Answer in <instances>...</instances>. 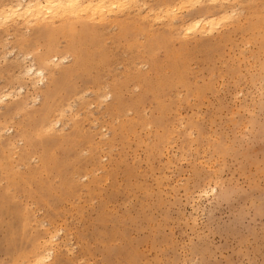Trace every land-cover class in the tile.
<instances>
[{"label":"rangeland","instance_id":"1","mask_svg":"<svg viewBox=\"0 0 264 264\" xmlns=\"http://www.w3.org/2000/svg\"><path fill=\"white\" fill-rule=\"evenodd\" d=\"M136 1L0 30V264H264V0Z\"/></svg>","mask_w":264,"mask_h":264},{"label":"bare ground","instance_id":"2","mask_svg":"<svg viewBox=\"0 0 264 264\" xmlns=\"http://www.w3.org/2000/svg\"><path fill=\"white\" fill-rule=\"evenodd\" d=\"M15 1V0H14ZM123 1V2H122ZM125 1H127V0H125ZM129 1H131V0H129ZM181 1V0H180ZM180 1H179V3H180ZM183 1V0H182ZM185 1V0H184ZM183 1V2H184ZM188 1H190V0H188ZM188 1H186V3L188 2ZM194 1H196V0H194ZM200 1H202V0H200ZM199 1V2H200ZM209 1H211V3H210V5L211 6H213V7H215V6H217L218 5V3H219V1L218 0H209ZM223 1H226V2H228L229 0H223ZM233 2L235 1V0H232ZM136 2H140V1H136ZM193 2V1H192ZM196 2H198V1H196ZM221 2V1H220ZM231 2V1H230ZM236 2H237V0H236ZM124 3V4H126L127 2H124V0H16L15 2H13V3H11V4H7V6L5 7V8H3V9H0V30L1 29H3V28H5V25L7 24V23H9V22H11V21H24V23H25V21H26V23H27V21L29 22L30 20H39V19H46L47 17L48 18H50V17H53V19H54V16H56V19H58V17L59 18H61V16H64V17H62V18H65V16L67 17V16H76V18L78 17L79 18V16H86V18H89V19H97V20H100V21H102V20H104L103 18H104V15L107 13V11H106V13H105V9H107V7L109 8V7H111V6H117L118 8V10H119V8H122V4ZM141 3V2H140ZM185 3V2H184ZM194 3V2H193ZM193 3H192V5H193ZM201 3V2H200ZM127 4H129V3H127ZM135 4V3H134ZM134 4H133V6H134ZM142 4V3H141ZM182 4V3H181ZM195 4V3H194ZM118 5H120V7L118 6ZM140 5V4H139ZM176 5V4H175ZM175 5H173V6H175ZM179 5V4H178ZM132 6V7H133ZM141 6V5H140ZM147 6V5H146ZM166 6V5H165ZM172 6V7H173ZM180 6V5H179ZM179 6H178V9H180L179 8ZM189 6V5H188ZM194 6V5H193ZM222 6V5H221ZM139 7V6H138ZM144 7L145 6H143L142 8L144 9ZM171 7V6H170ZM114 8H116V7H114ZM113 8V9H114ZM130 8V7H129ZM140 8V7H139ZM142 8H140V10L142 9ZM165 8V7H164ZM168 8H169V6H168ZM165 9V10H161V11H158V12H163L164 13V15L163 16H166V17H168V19L170 18L171 19V17L170 16H172L171 14L173 13V18H174V12H175V10L172 8H169V9ZM175 9L177 8V7H174ZM232 8V7H231ZM142 9V10H143ZM152 9V8H151ZM109 10V9H108ZM118 10H116V12L118 11ZM122 10H123V8H122ZM122 10L120 9V11H121V13H122ZM124 10H125V8H124ZM139 10V9H138ZM146 10V9H145ZM154 10V9H153ZM157 10V9H156ZM160 10V9H159ZM235 10V9H234ZM110 11H111V8H110ZM115 11V10H114ZM176 11H178V10H176ZM112 12V11H111ZM119 12V11H118ZM138 12V11H137ZM158 12H157V15H158ZM235 12V11H234ZM108 13H109V11H108ZM113 13H115V12H113ZM120 13V12H119ZM120 13V14H121ZM147 13V12H146ZM146 13H144L143 14V16H144V18H147V16L145 17V14ZM154 13V12H153ZM178 13V12H177ZM230 13H231V11H230ZM229 13V14H230ZM233 13V12H232ZM236 13V12H235ZM235 13L233 14V16L235 15ZM118 14V13H117ZM159 14H161V13H159ZM180 14V13H179ZM223 15H225V14H227L226 13V11L225 12H223L222 13ZM228 14V15H229ZM58 15H61V16H58ZM115 15V14H114ZM141 15V14H140ZM147 15V14H146ZM151 15V14H150ZM156 15V14H155ZM110 16V15H109ZM151 16H153V18H154V15H151ZM159 16V15H158ZM220 17H223V16H221V15H219ZM226 16V15H225ZM224 16V17H225ZM105 17H106V15H105ZM141 17H142V15H141ZM230 17H232V15L230 16ZM143 18V19H144ZM152 18V17H151ZM216 18L217 17H215V16H210V17H205V18H203V17H200V18H197V19H194L193 21H192V25L194 26V28L195 27H197V28H201L202 29V31L205 29H210V28H212L213 27V25H214V23H215V21H216ZM50 19H52V18H50ZM52 19V20H53ZM141 19V18H140ZM158 19L159 18H156V20H157V22H158ZM231 19V18H230ZM49 20V19H48ZM79 20V19H78ZM83 20V18L80 20V21H82ZM85 20V19H84ZM90 20V21H91ZM96 20V21H97ZM122 20V19H121ZM153 20H155V19H153ZM160 20V19H159ZM174 20V19H173ZM32 21H30V22H32ZM36 21V22H37ZM75 21L76 20H74V23H75ZM80 21H77V22H80ZM86 21V20H85ZM89 21V20H88ZM108 21V20H107ZM126 21V20H125ZM124 21V22H125ZM170 21V20H169ZM171 21H172V19H171ZM228 21V20H227ZM34 22V21H33ZM32 22V23H33ZM35 22V23H36ZM65 22H67V21H65ZM87 22V21H86ZM160 22H161V20H160ZM191 21H189L188 23H189V25L191 24L190 23ZM13 23V22H12ZM23 23V22H22ZM23 23V24H24ZM69 23H70V21H69ZM96 23V22H95ZM101 23V22H100ZM99 23V24H100ZM106 24H107V22H105ZM122 23H123V20H122ZM148 23V22H147ZM178 23V22H177ZM63 24V23H62ZM67 24H68V22H67ZM66 23L64 24L65 26L67 25ZM71 24V23H70ZM69 24V25H70ZM84 24V23H83ZM93 24V22L91 23V25ZM103 24H104V22H103ZM126 24V23H125ZM173 24V23H172ZM63 25V26H64ZM73 25V24H72ZM82 25V24H81ZM95 25V24H94ZM128 25H129V23H128ZM149 25V24H148ZM184 25V24H183ZM182 25V26H183ZM188 25V24H187ZM64 26V27H65ZM68 26V25H67ZM71 26V25H70ZM76 26V25H75ZM84 26V25H83ZM93 26V25H92ZM99 26V25H98ZM107 26V25H106ZM127 26V25H126ZM62 27V26H61ZM73 27V26H72ZM91 27V26H90ZM112 27V26H111ZM110 27V28H111ZM153 27V26H152ZM185 27H187V26H185ZM68 28H69V26H68ZM67 28V29H68ZM75 28V27H74ZM89 28V27H88ZM127 28V27H126ZM144 28V27H143ZM55 29H56V27H55ZM66 29V30H67ZM70 29H72V28H70ZM85 29H86V27H85ZM92 29H94V28H92ZM91 29V30H92ZM96 29H97V27H96ZM121 29V28H120ZM182 29H183V27H182ZM189 28H187L186 30H184L185 31V33H186V31L188 30ZM61 30V29H60ZM59 29H57V31H60ZM99 30V29H98ZM72 31V30H71ZM81 31V30H80ZM88 31H90V29H88ZM100 31V30H99ZM68 32V31H67ZM179 32H181V31H179ZM196 32V31H195ZM81 33V32H80ZM198 33V32H197ZM203 33V32H202ZM193 34H194V32H193ZM178 35V34H177ZM185 35V34H184ZM71 36V35H70ZM189 36V35H188ZM9 37V36H8ZM75 37V36H74ZM94 37V36H93ZM184 37V36H183ZM187 37V36H186ZM4 40V39H3ZM72 40H74V38L72 39ZM79 40V39H78ZM81 40V39H80ZM5 41V40H4ZM7 41V40H6ZM77 42V41H76ZM81 42V41H80ZM79 43V42H78ZM53 44H55V43H53ZM71 46V45H70ZM74 47H76V45L74 46ZM48 48V47H47ZM73 48V47H72ZM50 49V48H49ZM76 49V48H75ZM52 50H54V49H52ZM49 50H47V53H49L48 52ZM51 51V50H50ZM75 51V50H74ZM74 51H72V53L74 52ZM8 53V52H7ZM43 55V54H42ZM19 56V55H18ZM18 56H16V57H18ZM5 57V56H4ZM56 57V56H55ZM24 58H25V56H24ZM27 59V58H26ZM46 59V58H45ZM54 59V58H53ZM58 59H60V57L58 58ZM14 60H15V58H14ZM25 60V59H24ZM33 60V59H32ZM55 61H58L57 59H54ZM62 59H60V61H61ZM24 62V61H23ZM30 62V61H29ZM33 62V61H32ZM31 62V63H32ZM52 62V61H51ZM59 62V61H58ZM19 63V62H18ZM38 63V62H37ZM39 64V63H38ZM59 64V63H58ZM25 65V64H24ZM42 65V64H41ZM44 65V64H43ZM51 65V64H50ZM55 65H57V63L55 64ZM20 66V65H19ZM23 73L24 74H22V75H27L28 76V78L31 80V86H33V88H38L37 86L43 81V79H45V76H46V73H45V70L44 69H41V68H37L36 66H35V64H32L31 66H29L27 69H26V71L23 69ZM26 73V74H25ZM19 90H21V89H19ZM17 92V91H16ZM25 92V91H24ZM9 93V92H8ZM10 94V93H9ZM8 95V94H7ZM7 95H5V97H7ZM11 95V94H10ZM10 95H8V96H10ZM0 96H1V94H0ZM3 97V96H2ZM11 97V96H10ZM38 97V96H37ZM1 98V97H0ZM30 98V97H29ZM33 100V99H32ZM68 106V105H67ZM64 108V107H63ZM61 109V108H60ZM66 110V109H65ZM64 110V111H65ZM62 112V111H61ZM56 114V113H55ZM59 114V113H58ZM59 116V115H58ZM57 121V123H58V120H56ZM53 123V122H52ZM53 126H54V123L52 124ZM51 125V126H52ZM50 126V127H51ZM42 156V155H41ZM58 233V232H57ZM54 236V235H53ZM52 236V237H53ZM56 237V236H55ZM51 238V237H50ZM43 241V240H42ZM45 242V246H47V244H49L48 242H50V243H52V242H54V239H52V241L51 240H49V241H44ZM41 244V243H40ZM43 244V243H42ZM50 245V244H49ZM40 246V245H39ZM42 246V245H41ZM65 246V245H64ZM47 248V247H46ZM67 249V248H66ZM45 252H46V250H44ZM51 250H48L47 249V253L45 254V253H40V254H38V255H36L35 256V258H34V260L32 261V263L31 264H44L45 262H47L48 260H49V258H50V256H51V252H50ZM55 251V250H54ZM38 252V251H37ZM54 255V254H53ZM29 263V262H28Z\"/></svg>","mask_w":264,"mask_h":264}]
</instances>
